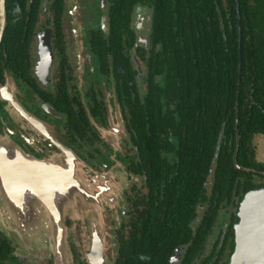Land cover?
I'll use <instances>...</instances> for the list:
<instances>
[{"label": "flooded vegetation", "instance_id": "af4514ba", "mask_svg": "<svg viewBox=\"0 0 264 264\" xmlns=\"http://www.w3.org/2000/svg\"><path fill=\"white\" fill-rule=\"evenodd\" d=\"M72 1L81 2L83 10H75ZM234 1L237 39L232 119L225 113L223 82L218 86L220 116L212 127L213 134L209 105L199 148L187 153L196 158L189 166L190 173L181 176L178 164L184 138L182 133L177 136L178 125L171 124L168 138L156 127L155 146L143 140L139 152L138 142L130 133L127 98L123 92H115L121 125L115 131L119 139H113L106 132L109 122L101 89L102 83L115 85L109 61L106 74L99 69L95 56H88L79 74L73 63L65 37L68 10L74 8L79 14L72 16L73 25L94 32L100 29L101 16L108 23V0H38L35 20L27 38L21 39L23 62H8L6 56L0 59V201L12 197L9 202L15 205H2L5 208L0 213L14 216L19 211L20 216L27 210L26 202L16 198L24 191H16L17 183L9 181L18 178L15 171L25 166H6L4 162L11 159L9 150L38 161L62 157L68 150L75 152L86 166L92 202L65 217L61 255L37 260L34 251H25L0 229V244H4L0 245V264H117L119 257L123 264H229L240 204L249 192L264 189V46L256 39L247 44L245 77L240 80L239 13ZM31 2L24 0L25 10ZM58 13L59 30L55 23ZM150 16L147 5L133 7L130 27L134 48H149ZM47 37L51 49L48 68L38 51L39 40ZM130 51L139 76L138 94L142 95L144 65L133 49ZM105 188L103 199L100 196ZM104 216L112 235L102 229ZM97 242L103 247L99 252Z\"/></svg>", "mask_w": 264, "mask_h": 264}, {"label": "trees", "instance_id": "16d2710c", "mask_svg": "<svg viewBox=\"0 0 264 264\" xmlns=\"http://www.w3.org/2000/svg\"><path fill=\"white\" fill-rule=\"evenodd\" d=\"M4 1L6 15L0 42V59L6 56L8 62L14 60L21 64V39L27 38L29 26L31 27L35 20L38 0H32L27 10L24 9V0ZM108 2V31L103 33L98 28L94 29V32L88 30L86 36L89 52L95 56L99 69L105 74L109 71L108 61L110 63L115 80L114 92L118 95L123 92L127 98L130 133L132 139L138 142V151L142 152L140 146L143 140L155 146L156 127L161 128V134L168 138L171 124L174 126L176 123L179 127L177 136L181 137L182 133L184 138L181 141L183 146L179 156V175L190 173L189 166H192L196 157L187 153L199 148L209 105L211 133L214 123L217 124V118L220 116L217 109L220 94L218 86L223 82L226 86L225 113L230 121L232 119L237 39L235 1ZM135 5H147L151 8L147 50L143 47H133L134 32L130 21ZM237 11L242 80L245 77V55L249 52L247 44L256 39L261 47L264 46V0H237ZM55 23L59 30V13L56 14ZM132 49L136 59L144 65L141 76V83L144 84L142 95L138 94L139 76L137 77L130 56ZM138 261H141V258ZM117 264H123L122 257H119Z\"/></svg>", "mask_w": 264, "mask_h": 264}, {"label": "water", "instance_id": "95a60500", "mask_svg": "<svg viewBox=\"0 0 264 264\" xmlns=\"http://www.w3.org/2000/svg\"><path fill=\"white\" fill-rule=\"evenodd\" d=\"M5 15L4 0H0V41L5 27ZM73 15L74 13L69 14V24L67 26L65 25L66 40L72 43L73 49L78 48L76 51L72 50L76 60L80 57L79 53L83 54L82 51L89 56V59L93 58L94 56L91 55L87 46V32L83 31V41L80 45L79 42L75 40L81 37V35L79 34L78 27L72 24ZM100 30L103 33H107L108 31L104 16L100 18ZM38 51L40 57L43 56L45 58L44 65L48 68L51 60L49 37L39 40ZM101 89L103 96L106 90L110 96L108 101L103 97L105 101L106 121L110 122L109 117L111 112H113L115 114L114 118L117 127L112 129L113 131H117L118 125H121V116L116 102L113 84L110 83L104 86L102 83ZM8 153L11 159L4 162L6 166L12 168L14 166H25V169L23 168V170L15 171L18 178H12L9 179V181L17 183L18 186L15 187L16 191H24L22 195L15 197L26 202L25 206L27 210L21 212L20 216L18 214L19 211H16L17 214H14V216H4L3 213H1V215H3L2 218H4L2 227L7 226L9 232H11L9 236H7V234L4 235L10 238L12 234L16 233L15 235L19 237V242L27 246L28 243L32 244L35 237L39 239L42 238V233L40 231L41 227L39 226L43 221L47 224L46 228L49 234L52 233L57 235L59 247L56 255H61L65 217L74 213L76 209L84 203L89 204L92 198L89 193L90 186L86 185L88 181L84 177L86 176V172L84 175H80L79 172L76 173L75 171L76 167H81V165L84 166V162L82 159L75 156V152L73 153L70 150L64 152L65 154L62 157L48 158L39 161L32 157H25L20 152H15V150H9ZM16 155H22L23 157L18 158L17 156V158H15ZM2 156L1 154V158ZM29 167L33 168L30 169ZM34 167H36V169ZM9 191L13 190L9 189ZM10 200L12 201V197L8 198V200L0 201V206L7 204L9 208L15 207V205L12 207V202H9ZM36 207L41 211L37 212V210H35ZM42 210L45 213L42 212ZM9 213H11V211ZM42 214H46V218H43L44 220L38 216ZM238 217L239 222L234 228L235 247L230 257L229 264H264V189L249 192L244 196L239 207ZM95 247H97L98 252L103 249L98 242L95 244ZM62 260L61 258V261Z\"/></svg>", "mask_w": 264, "mask_h": 264}, {"label": "rangeland", "instance_id": "374dc122", "mask_svg": "<svg viewBox=\"0 0 264 264\" xmlns=\"http://www.w3.org/2000/svg\"><path fill=\"white\" fill-rule=\"evenodd\" d=\"M89 1H91V0H89ZM91 5V3L89 4V6ZM72 6L74 7V8H76L75 10H83V8H82V5H81V2H74V1H72ZM74 8H71L70 10H71V12H70V10H68V13L70 14H72V13H75V14H77V12H72L73 10H74ZM90 7H88V10L92 13V10H90L89 9ZM79 14H77V16H78ZM81 15V17H82V15L83 14H80ZM83 18L85 19V22L86 23H89L90 22V20H89V18H88V16H87V14L86 13H84V15H83ZM79 25H81V23H79ZM80 27H83V25L82 26H80ZM78 30H79V34L81 35V37H79V38H77V39H75L76 40V42H79V45L82 43V38H83V34H84V30H80L79 28H78ZM72 43L71 42H67V47H68V49H69V52L71 53V55H72V57H73V63H74V65H75V67H76V69L78 70V74L80 73V71L81 70H83L84 68H85V64H87L88 63V55H86V54H84V52L82 51V53L84 54H81V53H79L80 54V57L79 58H77V60L75 59V57H74V52L73 51H76L77 49H73V47H72V45H71ZM76 45H78V44H76ZM81 49V48H80ZM73 50V51H72ZM81 51V50H80ZM76 53V52H75ZM83 55V57L81 58V56ZM86 56V57H85ZM76 57H77V54H76ZM104 86H107V85H104ZM105 99H106V101H108L109 99H110V96H109V93H108V91L106 90L105 91V93H104V96H103ZM105 102V101H104ZM115 114L113 113V112H111V114H110V117H109V120H110V122H109V126L106 128V132L109 134V135H111V137H113V139H115V140H118L119 139V137H120V134L119 133H117V132H115V131H113V130H111L112 128H115V127H117L116 126V120H115ZM121 124V123H120ZM113 135V136H112ZM78 163V162H77ZM84 167H86L85 165L83 166V165H81V167H76V169H75V171H76V173H78L79 172V174L80 175H84ZM85 178H86V176H84ZM87 183L88 182H86V185H87ZM119 190H120V188L117 186V188H116V192L117 193H119ZM101 196L100 197H102L103 199H105V197H106V195H107V190H106V188L104 189V191L103 192H101ZM99 195V194H98ZM116 196H118V194H116ZM94 198V200L96 201H99V197L97 198V197H93ZM91 200V202H92V198L90 199ZM90 202V203H91ZM5 207L4 206H0V210H3ZM35 210H37V212H39V211H41L38 207H36L35 208ZM42 212H44L43 210H42ZM45 213V212H44ZM99 213H100V211H99ZM39 216V218H41L42 220H44L45 218H46V214H42V215H38ZM3 217V215H1V213H0V229L3 231V233L4 234H7V236H9L10 234H11V232H9V228L6 226V227H2V224H4V223H2V221L4 220V218H2ZM44 218V219H43ZM106 218H105V216L103 217V221H102V224H103V226H102V229L104 230V231H108L110 228H109V224H108V221L107 220H105ZM64 224H65V221H64ZM46 226H47V224H45L43 221H42V224L39 226V227H41V229H40V231H41V233H42V238L41 239H39L38 237H35L34 238V240L32 241V245L30 244V243H28V245L26 246L24 243H22V242H19V237H16V233H14V234H12V236H10V238H8L9 240H12L13 238H14V240H17L20 244H21V247H22V249H24L25 251L27 250V252H31V251H34L33 252V254H35V256H36V258H37V260H40L41 258H44L45 256H47V255H56L57 253H58V247H59V239H58V237H57V235L56 234H52V233H50L49 234V231H48V229L46 228ZM65 226V225H64ZM97 230V232H98V234H100V230L97 228L96 229ZM64 231H66V230H64L63 229V233H64ZM109 232H110V235H112V232H111V230H109ZM62 244H63V246H64V241H65V235H63L62 236ZM24 245V246H23ZM34 245L37 247V249L34 247ZM26 246V247H25ZM62 246V247H63ZM105 247H106V249H108V245L106 244L105 245ZM65 262H68L69 261V252H68V249H67V247H65Z\"/></svg>", "mask_w": 264, "mask_h": 264}]
</instances>
